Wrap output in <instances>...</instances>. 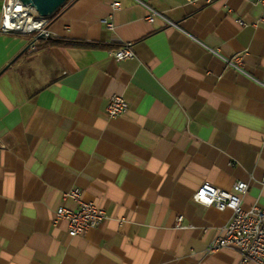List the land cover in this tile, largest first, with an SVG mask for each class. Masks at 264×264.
<instances>
[{"label":"crops","instance_id":"obj_1","mask_svg":"<svg viewBox=\"0 0 264 264\" xmlns=\"http://www.w3.org/2000/svg\"><path fill=\"white\" fill-rule=\"evenodd\" d=\"M141 2L161 17L133 0H69L35 50L0 34V264H240L207 251L232 213L193 196L245 182L243 208H264V9ZM124 44L134 57L117 62ZM114 95L128 111L113 119ZM74 187L106 220L72 238L55 211Z\"/></svg>","mask_w":264,"mask_h":264},{"label":"built area","instance_id":"obj_2","mask_svg":"<svg viewBox=\"0 0 264 264\" xmlns=\"http://www.w3.org/2000/svg\"><path fill=\"white\" fill-rule=\"evenodd\" d=\"M142 5L148 12L146 20L153 23L156 17L161 15L150 8L141 0H133ZM196 1V0H193ZM217 0H205L210 4ZM261 4L264 9V0H251ZM113 10L120 8L119 2L112 4ZM241 23V22H240ZM49 19H44L29 6L23 5L19 0H4L0 19V34H19L31 38L29 50H35L40 41L50 37L47 26ZM242 24V23H241ZM38 25V27H33ZM102 25L107 31H113L114 26L108 20H103ZM168 25L174 26L168 22ZM111 57L117 61H124L134 57L133 45L124 44L110 52ZM228 64L241 70L238 65ZM264 87V85H263ZM128 111V104L124 97L114 95L109 99L106 107V114L109 118H119ZM264 190V177L260 182ZM248 184L237 182L230 190L216 188L209 183H203L195 192L193 199L206 207H214L220 212L230 211L232 217L227 225L222 227L219 235L207 248L209 253L217 252L221 249L234 251L240 257V264H264V208L253 205L250 209L243 208V198L248 191ZM64 199H68L73 206H60L55 211V222L64 221L67 223L70 237H80L90 230L100 227L106 220V213L99 209L94 203L84 199L83 191L74 187L63 194ZM182 218L178 219L179 227Z\"/></svg>","mask_w":264,"mask_h":264},{"label":"water","instance_id":"obj_3","mask_svg":"<svg viewBox=\"0 0 264 264\" xmlns=\"http://www.w3.org/2000/svg\"><path fill=\"white\" fill-rule=\"evenodd\" d=\"M23 5L32 8L39 17L49 19L56 11H58L69 0H19ZM43 40L42 36L38 37Z\"/></svg>","mask_w":264,"mask_h":264},{"label":"bare ground","instance_id":"obj_4","mask_svg":"<svg viewBox=\"0 0 264 264\" xmlns=\"http://www.w3.org/2000/svg\"><path fill=\"white\" fill-rule=\"evenodd\" d=\"M33 27H38V25H34Z\"/></svg>","mask_w":264,"mask_h":264}]
</instances>
